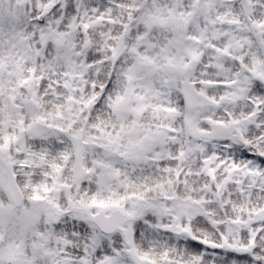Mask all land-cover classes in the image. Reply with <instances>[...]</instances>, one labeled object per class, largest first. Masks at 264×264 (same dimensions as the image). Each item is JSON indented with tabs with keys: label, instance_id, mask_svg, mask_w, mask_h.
I'll list each match as a JSON object with an SVG mask.
<instances>
[{
	"label": "snow or ice",
	"instance_id": "6c2138e0",
	"mask_svg": "<svg viewBox=\"0 0 264 264\" xmlns=\"http://www.w3.org/2000/svg\"><path fill=\"white\" fill-rule=\"evenodd\" d=\"M0 264H264V0H0Z\"/></svg>",
	"mask_w": 264,
	"mask_h": 264
}]
</instances>
